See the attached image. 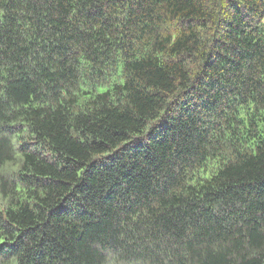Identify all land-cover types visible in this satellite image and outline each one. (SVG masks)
<instances>
[{
	"label": "trees",
	"instance_id": "16d2710c",
	"mask_svg": "<svg viewBox=\"0 0 264 264\" xmlns=\"http://www.w3.org/2000/svg\"><path fill=\"white\" fill-rule=\"evenodd\" d=\"M0 264H264V0H0Z\"/></svg>",
	"mask_w": 264,
	"mask_h": 264
},
{
	"label": "rangeland",
	"instance_id": "374dc122",
	"mask_svg": "<svg viewBox=\"0 0 264 264\" xmlns=\"http://www.w3.org/2000/svg\"><path fill=\"white\" fill-rule=\"evenodd\" d=\"M15 170H16V164H5V166L1 167L0 173H5V175L6 174L12 175Z\"/></svg>",
	"mask_w": 264,
	"mask_h": 264
}]
</instances>
